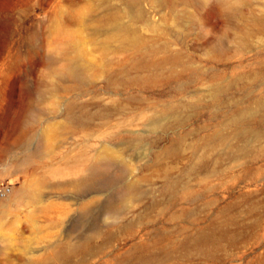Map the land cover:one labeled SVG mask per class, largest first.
<instances>
[{
  "label": "rangeland",
  "instance_id": "rangeland-1",
  "mask_svg": "<svg viewBox=\"0 0 264 264\" xmlns=\"http://www.w3.org/2000/svg\"><path fill=\"white\" fill-rule=\"evenodd\" d=\"M148 2L149 18L173 31L172 52L200 72L176 77L141 67L144 54L108 39L104 0H0V188L11 189L0 191V264L28 259L24 239L34 247L88 241L71 264H264V109L228 122L264 95V33L244 46L207 7L190 6L185 27ZM263 5L250 0L247 11L264 13ZM62 46L83 52L82 79L57 77L67 62ZM212 87L222 88L217 98ZM241 129L246 138L235 142L252 141L246 156L204 142ZM104 145L118 160L89 189L69 185L75 175L64 159ZM41 178L47 185L37 203L21 201L19 191L38 190Z\"/></svg>",
  "mask_w": 264,
  "mask_h": 264
},
{
  "label": "bare ground",
  "instance_id": "bare-ground-1",
  "mask_svg": "<svg viewBox=\"0 0 264 264\" xmlns=\"http://www.w3.org/2000/svg\"><path fill=\"white\" fill-rule=\"evenodd\" d=\"M146 1L147 2L150 1L152 2V4H157L160 10L167 11L174 19H176L180 23H184L185 27H189L190 25L191 14L188 12L189 10L188 8L190 6H194L198 9H203L207 7L209 11H212L215 14H217L224 22L231 24L235 29L239 31V33L241 34L240 43L244 46L246 44V39L249 38L250 35L254 34L255 32L264 33V13L259 14L257 12L247 11L250 0H104V3H106L105 5H107V3L109 4L108 10L111 11V14L108 16L107 20L102 22L104 23L105 28L112 30V33L108 36V39L119 40L121 43L124 44L123 48L134 53V56L135 54H138L139 52L144 54L145 56L144 60H146L145 62L147 63H143L142 65L138 64V65H141V67L143 68L150 66L154 71L156 70V73L160 75H171V76L180 77L181 75H183V73H186V72L198 73L201 70L195 64L191 63L189 60L184 58V55L182 52H180V50H176L175 52H172L173 51L172 45H173V42H175V40L173 42L171 40L174 35L173 31L171 30L169 26L162 24L163 20H161V23H160L157 21H153L149 18V16L147 15L148 11L144 7V4ZM108 13L106 14V12H104V14L106 15H108ZM125 17L130 18L132 23H126L124 21ZM137 22H140V23L142 22V24L145 27L147 26L148 30L152 33V36L146 37L145 35H143L142 31L137 26L138 25ZM174 38L178 40V42L183 43L182 37H174ZM158 39L162 40L160 41L161 44L157 43L159 42ZM224 44H225V41H224ZM102 47L106 51L111 49L110 41L108 40L104 42ZM214 47H217V44H214ZM60 54L63 56V58L64 57L67 58V62L64 63L57 70V77L60 79L65 78L70 81L82 79L85 73L84 71H81V67L86 68L89 66V65H86L87 63L85 62L83 58V52L79 48H76V47L73 49V51H69L67 46H62L60 47ZM148 59H149V62H148ZM132 65L138 66L136 62H134V64ZM177 67H180V70H178ZM243 77H245V75H242L235 79H237L238 81V80H241ZM54 83L55 82H53V84ZM52 85L50 87V90L51 92H55L56 88ZM212 91L213 92L211 94V97L217 98L218 95L222 93V88L214 89L212 87ZM262 109H264V95L258 98L252 106L243 108L242 112H239L241 113L240 115L234 116L228 122H231V123L238 122L243 117L244 118L247 117L248 116L247 113L255 114L256 112H259ZM67 111L70 112L68 109ZM71 118H72V115H71ZM153 123L155 126H161L156 120ZM246 133H247V130L241 129L239 131L233 132L232 136L227 137L224 135L223 132L216 131L213 135L206 138L204 142L207 143L206 145L212 151L214 150L218 151L221 148V150H223V152L226 155H229V157H232V158L243 157V156H246L248 152H250L252 141H248V142L246 141L247 142L246 144L245 143L237 144L235 141L238 138H246V135H245ZM252 134H253L252 135L253 137H258V138H260L262 135L261 133H259V131L255 133L252 132ZM49 153L50 152L47 151L46 153H44V156L48 155ZM117 154H118L117 152H115L114 150H111L109 147L104 145L102 149L93 152V154H89V155L87 154L85 156H73L72 158L64 159V163L66 165L72 164L71 165L72 175H75V180L73 182L71 181L69 185L77 187V188L86 186L89 189V187H92L94 185L93 181H94L95 175L101 169L105 167H109L111 163L116 162L118 160L119 154L118 155ZM44 156L39 155V157H44ZM202 158L203 156H200L198 159L201 160ZM21 159L23 161V158ZM32 160L34 159L32 158ZM15 167L17 166L15 165ZM35 184L38 187H40L38 190H31L29 185L27 184V187H23V189L19 191L18 198L21 199V201L31 200L32 202L37 203V201L42 196L41 188L46 186L47 182L46 180H42L41 178V179L36 180ZM95 188H96L95 191L97 192L101 191V189L97 187ZM10 191L11 189L6 190V194H8ZM131 191H132L131 188L126 189V197L130 193H132ZM132 196L129 198L133 199ZM136 199H137V196H136ZM87 203L88 202H86L85 204ZM1 214L2 212L0 213V215ZM24 240L21 242V245L23 247L24 253L29 254L30 256L23 264H68L69 262L71 264L72 263L71 255L76 254L77 252L81 251V249L84 247L88 248V243H87L88 241H84L86 243H84V245H80L79 243H70V242L64 244L61 241V239L53 241V242L50 240L48 241L43 240L38 243L40 244H43L44 242H47V243H45L41 247H34L31 242L24 241ZM4 251H5V248H0V253H3Z\"/></svg>",
  "mask_w": 264,
  "mask_h": 264
},
{
  "label": "built area",
  "instance_id": "built-area-1",
  "mask_svg": "<svg viewBox=\"0 0 264 264\" xmlns=\"http://www.w3.org/2000/svg\"><path fill=\"white\" fill-rule=\"evenodd\" d=\"M6 190H10V188H8L7 186L5 187H2L0 188V191L3 192V193H6Z\"/></svg>",
  "mask_w": 264,
  "mask_h": 264
}]
</instances>
